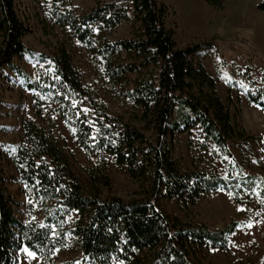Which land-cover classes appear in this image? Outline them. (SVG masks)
Listing matches in <instances>:
<instances>
[{
    "label": "trees",
    "instance_id": "trees-1",
    "mask_svg": "<svg viewBox=\"0 0 264 264\" xmlns=\"http://www.w3.org/2000/svg\"><path fill=\"white\" fill-rule=\"evenodd\" d=\"M47 1L52 28L69 31L85 48L103 81L111 90L118 89L142 128L111 117L94 100L67 47L56 48L52 55L28 48L23 38L31 30L15 0H0V80L5 68L22 79L34 95L37 115L51 119L50 113H56L91 163L83 186L53 130L24 123L26 143L14 152H0V264H18L26 247L47 264H59L55 252L68 245L62 231L72 213L79 216L70 230L81 252L79 264H205V252L226 250L239 224L212 231L169 215L160 202L176 199L190 206L223 190L234 197L258 190L264 201V179L246 176L240 169L237 176L223 179L186 169L175 159L177 138L196 128L225 151L237 143L249 148L253 140L197 61L210 46L180 48L167 27L169 8L159 0H130L127 5L94 0V8L83 13L72 0ZM204 1L214 8L225 2ZM258 10L264 11V0ZM123 24L130 26V37L113 39ZM27 59L37 62L34 77L15 64ZM247 97L264 111V92ZM111 159L139 185L141 198L102 196L101 188L111 187ZM9 166L15 175L7 171ZM11 177L29 194L28 223L19 218L20 204L8 193Z\"/></svg>",
    "mask_w": 264,
    "mask_h": 264
},
{
    "label": "rangeland",
    "instance_id": "rangeland-1",
    "mask_svg": "<svg viewBox=\"0 0 264 264\" xmlns=\"http://www.w3.org/2000/svg\"><path fill=\"white\" fill-rule=\"evenodd\" d=\"M159 1L169 8L167 27L180 48L189 45L210 46L197 57V61L215 80L222 101L238 118L247 136L253 139L249 148L237 143L231 144L225 151L205 140L202 130L196 128L190 135L183 134L177 138L175 159L186 169L218 174L223 179L237 176L238 169L246 176L264 179V111L251 105L247 97L249 93L258 95L264 92V11L258 10L261 0H225L221 8H214L204 0ZM120 3L127 5L131 2L121 0ZM71 4L79 13L95 6L94 0H72ZM15 5L20 18L31 30L23 38L28 48L37 54L52 55L56 48L67 47L86 90L94 100L103 104L111 117L142 128L132 117L131 107L118 96V89L111 90L103 81L99 67L91 62L85 48L69 31L52 28L48 18L50 2L15 0ZM129 37L130 26L123 24L112 38ZM15 64L30 76L36 75V61L15 60ZM229 95L232 102L228 101ZM33 96L22 79L8 68L4 69L0 80V152H4L5 148L14 152L25 144L24 123L35 122L39 127L53 130L63 142L76 176L83 186L87 185V170L91 163L56 113H50L51 119H41L37 115ZM7 171L15 175L11 166L7 167ZM109 174L111 187L101 188L103 197H117L124 201L141 198L139 185L113 159L110 160ZM8 193L20 204L19 218L28 223L30 220L25 205L29 202V194L25 186L11 177ZM160 207L184 223L203 224L212 231H221L232 222L239 224L236 232L228 237L226 250L209 248L205 252V264H264V201L258 190L253 195L239 192L237 197L231 191L223 190L190 206L176 199L163 200ZM78 219L79 216L72 213L64 226L62 232L68 245L55 252V260L59 264L80 262L81 252L70 233ZM18 264L47 263L38 255L32 259L22 251Z\"/></svg>",
    "mask_w": 264,
    "mask_h": 264
},
{
    "label": "snow or ice",
    "instance_id": "snow-or-ice-1",
    "mask_svg": "<svg viewBox=\"0 0 264 264\" xmlns=\"http://www.w3.org/2000/svg\"><path fill=\"white\" fill-rule=\"evenodd\" d=\"M73 107H75V104L73 105ZM86 112V110H85ZM238 211H243V209H238ZM35 219V217H34ZM251 226V225H249ZM53 235H55V232H53ZM23 251L26 253V255L32 259H36L37 258V253L35 251L29 250V248H24Z\"/></svg>",
    "mask_w": 264,
    "mask_h": 264
}]
</instances>
